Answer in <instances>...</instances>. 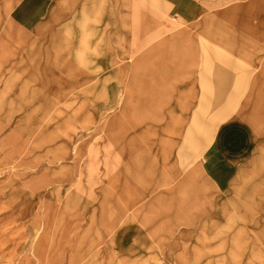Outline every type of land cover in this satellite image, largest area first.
Listing matches in <instances>:
<instances>
[{
  "label": "crops",
  "instance_id": "1",
  "mask_svg": "<svg viewBox=\"0 0 264 264\" xmlns=\"http://www.w3.org/2000/svg\"><path fill=\"white\" fill-rule=\"evenodd\" d=\"M5 1L18 10L24 0ZM31 10L41 16L101 17L84 31L106 38L86 42L84 31L67 22L71 18L64 21L74 37L66 51L64 35H53L54 62L71 80L96 79L99 69L102 85L105 80L106 91L116 95L117 119L133 129L138 145H174L173 166L161 163L158 170L180 177L175 192L198 164L195 204L235 203L239 178L264 145L252 123L260 102L264 127V0H35ZM109 81L116 83L108 86ZM188 145H196V152L189 154ZM148 156L157 158L151 151ZM162 193L171 198L168 190ZM142 221L137 216L130 223L132 239L142 238L150 245L146 255H152L156 240L166 244L172 237L165 231L154 237L153 227Z\"/></svg>",
  "mask_w": 264,
  "mask_h": 264
},
{
  "label": "rangeland",
  "instance_id": "2",
  "mask_svg": "<svg viewBox=\"0 0 264 264\" xmlns=\"http://www.w3.org/2000/svg\"><path fill=\"white\" fill-rule=\"evenodd\" d=\"M10 2L6 5L0 0V264H68L71 255L75 264H141L108 245L118 235L110 230L112 225L123 224L126 216L119 215L118 223H113L115 216L102 218L104 210L114 213L112 202L122 195L114 187L122 175L112 170L111 162L117 158L110 153L111 139L104 138V134L109 136L108 123L117 114L116 108L102 109L94 95L87 96L88 92L101 93L99 76L103 74L93 69L98 78L90 80L62 75L54 62L50 37L56 32L63 36L66 22L51 24L49 16H39L40 22L51 24V28L37 35L22 28H26L24 16L18 15ZM87 32L93 41L106 36ZM108 34L109 44L114 45V36ZM188 152H196V145H188ZM127 160L126 155L120 162L124 166ZM60 173L65 177L62 187L54 181ZM240 196L242 202L247 201V192ZM246 220L247 224L240 217L231 231L224 230L209 241L215 252L204 251L195 242L193 249L190 247L192 264H264V238L254 227L264 221V199ZM199 229L198 225L188 232L198 236ZM238 230L240 249L230 257L223 244ZM177 233L163 246L162 240L152 245L157 250L147 256L160 257L155 264H179L166 260L174 253Z\"/></svg>",
  "mask_w": 264,
  "mask_h": 264
},
{
  "label": "bare ground",
  "instance_id": "3",
  "mask_svg": "<svg viewBox=\"0 0 264 264\" xmlns=\"http://www.w3.org/2000/svg\"><path fill=\"white\" fill-rule=\"evenodd\" d=\"M34 3L35 0H24L23 2L19 1L18 10L16 11L19 13L21 12L22 14L20 15L24 16L23 22L25 23L26 28H22L24 30L33 31L37 35L45 34L49 28H51V24H58L62 21L68 20L69 18H71L70 22L77 24L83 31L89 29L90 25L98 23L101 20V17L81 16L77 18L69 17L68 15H49L48 18H51V21H49L51 24H43L39 20V16L41 15L31 13V8L34 7ZM54 35L56 38L58 37L57 32ZM92 36V34L84 31L81 33V40L86 42ZM73 37L74 34L72 31H69V29L64 32V37L62 39L64 47H66L64 50L68 48L69 42L73 39ZM124 37L127 38L126 35ZM53 38L54 36H51L50 40L52 41ZM57 52L58 50L56 48V53ZM55 58L59 61V52L56 54ZM58 70L62 75L68 74V71L65 72L67 69L59 63ZM101 82L102 81L100 80L99 86L102 87L101 93L96 95L94 92H88L87 96L94 95V99L96 98V104L102 109H115L116 95L106 91L105 80H103V85ZM147 87L148 86H145V90L143 89L144 87H139L140 92H146ZM133 92L134 91L130 89L128 93L130 104L132 103ZM87 96L85 97L86 101H88L89 98ZM253 115L254 118L252 123L261 136V139L264 141V127L261 122V117L263 115L261 113L260 102L254 105ZM112 119L113 120H110L108 123L110 125L109 127H111L109 128V136L104 134V138L107 137L106 139H111V145L109 147V149H111L110 153L117 158L114 163L111 162L112 170L117 176L122 174L121 177H119V182L117 179L114 182L116 184L114 187L118 188V191L122 192V195L121 197L119 196L118 200H114L112 202L115 209L114 213L108 214L104 210L102 211V218L105 220L109 219V217L115 216L113 218V223L114 221L118 223L116 219L119 218V215H123V217L126 216L123 224L112 225L110 230H115L114 232H118V235H116V238L111 240L108 245L110 247L112 246V248H120L121 253L127 254L132 262L135 263L136 261H139L141 264H155L160 262V257L154 258L146 255L148 250H145V247L150 245L145 244L142 238L138 242L136 236L132 239L133 228L130 223L137 216H141L144 226L148 225V227H153V230L155 231L154 237L164 231L168 232L169 237H173L180 230L177 233V238L172 244L174 253H169L166 260L177 261L179 264H192L193 259L190 256H193V252L191 250L193 249L194 246L192 245L195 244V242H197V244H199L204 251L206 250L212 253L214 250L212 249L213 247L209 246V241L215 240L219 237V235L223 234L224 230L231 231L232 224L238 223L240 221V217L243 218L244 222L247 224L248 220H246V217L249 213L253 214L255 207H258L260 202L264 199L263 144L259 145L255 158L248 163L246 172H244L239 178L238 191L234 193L236 196L233 197L236 199L235 203L227 201L222 207H206V205H204L205 203H199L196 205L193 201V191L196 192L195 190L197 189V173H200L201 171L198 164H195L191 169L192 171L190 173H192V175L187 177L186 181L182 185V189L175 192L174 187L178 183L180 177L177 175H164L158 170L161 163L166 164L164 165L166 167L173 166L170 165L172 162L174 163L173 157H171L170 154H173L174 145L162 143L154 144L149 142H146L142 146L138 145L136 143L137 140H135L133 136V130L126 127V123L123 122L121 117L119 120L117 119L116 112ZM144 133L145 135H149L148 130ZM122 141H126V146L117 148V144L122 143ZM149 151L154 152L157 155V158L154 157L153 159H148ZM107 153L109 152L104 151V154ZM126 155L128 160L126 165L123 166L120 161L122 157ZM165 155L167 159H165ZM9 156L11 157V161L15 160V157H12L11 155ZM58 157L64 158L63 156H57V158ZM158 161L160 163H158ZM54 181L59 184V187H62L65 182L64 174L60 173L54 178ZM115 189L112 190L115 191ZM164 189L170 192L171 198L162 193ZM243 192L244 194L245 192L248 193L246 199L247 201L244 200V202L241 201L240 196ZM117 214L118 217L116 216ZM157 221H160L162 224ZM198 225L200 227L198 236H196L193 232H188L189 228H194ZM254 227L259 230L257 233L260 235L259 237H262L263 239L264 221H260V223ZM105 231L107 232V230ZM240 240L241 231L238 230L229 243H226L225 245L223 244V249H228L227 252L230 257L235 256V252L240 249ZM164 244L165 242L162 246ZM190 247L192 249H190ZM262 248H264V243ZM83 250H86V246H84ZM178 252H180V254ZM87 253L88 251L85 252V254ZM116 261L119 262L118 259H116ZM121 261L123 263L125 262L122 259ZM68 264H75V261L73 262L72 255Z\"/></svg>",
  "mask_w": 264,
  "mask_h": 264
}]
</instances>
